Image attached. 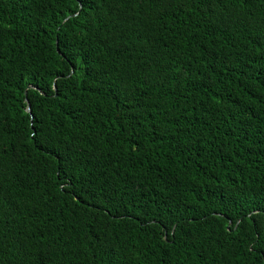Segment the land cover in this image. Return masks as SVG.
<instances>
[{
	"label": "trees",
	"instance_id": "obj_1",
	"mask_svg": "<svg viewBox=\"0 0 264 264\" xmlns=\"http://www.w3.org/2000/svg\"><path fill=\"white\" fill-rule=\"evenodd\" d=\"M0 264H264V0H0Z\"/></svg>",
	"mask_w": 264,
	"mask_h": 264
},
{
	"label": "water",
	"instance_id": "obj_2",
	"mask_svg": "<svg viewBox=\"0 0 264 264\" xmlns=\"http://www.w3.org/2000/svg\"><path fill=\"white\" fill-rule=\"evenodd\" d=\"M55 44L57 45V42H56ZM27 89H31V90H35V91L40 92V90H39L38 88L33 87V86H30V85L27 87ZM53 90L56 91L55 86H53ZM25 95H26V91L24 92V96H25ZM26 103L28 104L27 101H26ZM26 112L30 114V109H29L28 105H27V108H26ZM229 224H230V223H229ZM229 224H228V226H229Z\"/></svg>",
	"mask_w": 264,
	"mask_h": 264
}]
</instances>
